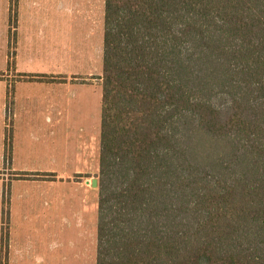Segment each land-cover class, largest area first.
<instances>
[{"label": "trees", "instance_id": "obj_1", "mask_svg": "<svg viewBox=\"0 0 264 264\" xmlns=\"http://www.w3.org/2000/svg\"><path fill=\"white\" fill-rule=\"evenodd\" d=\"M100 80L96 264H264V0H104Z\"/></svg>", "mask_w": 264, "mask_h": 264}, {"label": "crops", "instance_id": "obj_2", "mask_svg": "<svg viewBox=\"0 0 264 264\" xmlns=\"http://www.w3.org/2000/svg\"><path fill=\"white\" fill-rule=\"evenodd\" d=\"M101 5L0 0V27L15 32L14 65L0 68V264H96V231L73 229L97 218ZM67 216L71 230L52 222Z\"/></svg>", "mask_w": 264, "mask_h": 264}, {"label": "rangeland", "instance_id": "obj_3", "mask_svg": "<svg viewBox=\"0 0 264 264\" xmlns=\"http://www.w3.org/2000/svg\"><path fill=\"white\" fill-rule=\"evenodd\" d=\"M101 3L103 4V9H102V5H101L100 6V75L102 73L104 0H100V4ZM18 35L23 36L24 33L22 31H20V32L17 31V36ZM13 36H15V32L11 31V33H10V27H9V30L7 28L4 29V28L0 27V68L14 65V63L11 61L12 52L10 51V55H9L6 45H5L6 49L4 48V43H5V41H7V39L9 41L10 47L13 45V43H14V37ZM34 52H35L34 47L30 48V45H28V50L24 54H22V48H19V50H17L16 54L22 55V56H20L21 58L17 59L16 61H19V63H20L22 61V57H29V55H31V53H34ZM8 57H10V58H8ZM0 77H2L1 74H0ZM1 79L2 78H0V80ZM3 85H5V84H3ZM1 91L2 90H1V81H0V92ZM101 96H102V87H101V80H100V108H101ZM78 125L79 124H74V127L78 126ZM99 129H100V122L98 123V130ZM98 134H99V131H98ZM73 137H74V135H73ZM1 173L7 174V172H1ZM96 176L94 178L97 179L96 186L98 187L99 179H98V175L97 174H96ZM8 179H9V177H8ZM72 202H73L72 211H76L75 208H74V204H75V207H76L79 203H81L80 194H77V195L73 196ZM65 204L68 206V204L66 202L64 203V205ZM68 208H69V206H68ZM66 212H68V211H66ZM68 216L65 217L64 220H62L61 217L53 219L52 222L57 223L58 227H60L62 225V222H64L63 225L65 227H63L62 230H71L73 228V225H76V221L77 220H75L73 216H71V218H69ZM79 228H76V229H73V230H94V231H96V234H97V218H96L95 222H90L87 219L83 220V225L81 227H79Z\"/></svg>", "mask_w": 264, "mask_h": 264}, {"label": "water", "instance_id": "obj_4", "mask_svg": "<svg viewBox=\"0 0 264 264\" xmlns=\"http://www.w3.org/2000/svg\"><path fill=\"white\" fill-rule=\"evenodd\" d=\"M91 183H92L93 186H96L97 179L96 178H92L91 179Z\"/></svg>", "mask_w": 264, "mask_h": 264}]
</instances>
